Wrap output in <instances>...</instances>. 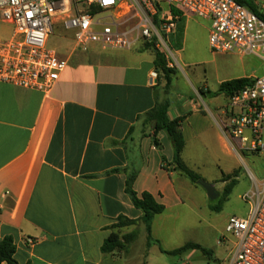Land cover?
<instances>
[{"label": "crops", "instance_id": "crops-1", "mask_svg": "<svg viewBox=\"0 0 264 264\" xmlns=\"http://www.w3.org/2000/svg\"><path fill=\"white\" fill-rule=\"evenodd\" d=\"M73 48L58 50L69 67L50 95L0 83V240L14 239L19 264H152L154 243L147 237L135 253L138 239L125 252L104 254L101 248L112 233L145 230L143 213L126 193L127 174L106 172L132 165L135 191L149 192L165 206L152 237L183 205L187 177L171 165L174 150L164 132L156 146L154 124L137 127L128 153L109 143L123 141L137 117L154 108L155 54L144 45L130 51ZM201 89L212 102L210 89ZM215 111L204 98L171 104L170 117L184 118L182 159L190 169L189 146L207 145L215 123L221 129ZM121 217L137 223L113 229ZM157 240L165 251L188 244L167 248Z\"/></svg>", "mask_w": 264, "mask_h": 264}, {"label": "built area", "instance_id": "built-area-1", "mask_svg": "<svg viewBox=\"0 0 264 264\" xmlns=\"http://www.w3.org/2000/svg\"><path fill=\"white\" fill-rule=\"evenodd\" d=\"M171 7L210 23L214 52L264 62V0H0V19L14 28L10 39H0V83L50 95L69 67L49 45L56 31L62 38L70 33L77 51L150 44L163 48L168 60L173 54L167 43L177 28ZM168 67L175 65L168 60ZM222 116L221 131L235 154L264 165V75L229 97ZM248 172L253 187L242 197L248 215L232 216L226 225L235 239L229 264H264V172L260 179ZM226 241L222 236L219 243Z\"/></svg>", "mask_w": 264, "mask_h": 264}, {"label": "rangeland", "instance_id": "rangeland-1", "mask_svg": "<svg viewBox=\"0 0 264 264\" xmlns=\"http://www.w3.org/2000/svg\"><path fill=\"white\" fill-rule=\"evenodd\" d=\"M183 18L184 28L181 40L177 39L179 32L176 28L167 43L173 54L168 60L175 65L173 69L176 72L172 76V87L168 97L174 106H180L190 100L201 101L204 98L209 107L217 108L215 117L222 122V112L228 103V98L220 94L213 97L210 102V99L200 94L201 88L205 87L214 93L225 81L262 76L264 75V62L255 55L214 52L209 45L210 23L188 13ZM13 31L12 26L3 23L0 19V39H10ZM61 34L60 31H56V36L50 40L49 45L64 52L67 47H72L73 40L70 33H66L67 41L62 40ZM159 51L162 53L163 48ZM164 83L165 81L162 82V94ZM185 157L191 169L199 174L202 180L216 188L219 197L211 200L202 186L193 184L185 178L187 185L185 188L181 187L183 205L178 209H173L172 213L176 216L168 219L166 223L160 222L155 227L153 237L155 240L162 241L167 248L193 242L212 252L208 256L201 250H190L180 259L179 256L160 253L158 244L154 243L150 254L151 263L229 264L235 239L226 233L227 222L232 216L244 218L248 215L249 206L242 199L243 195L253 187L248 170L260 179L264 172V165L261 160L248 156H242L241 160L227 143L216 123L215 130L210 133L207 140V145L200 143L197 146L196 144L190 145ZM227 174H230L231 180L236 181V185L222 209L217 211L213 207L220 203L226 185L222 182V178ZM168 229H170L169 233ZM222 236L227 239L223 245L219 243ZM146 237V231L141 229L138 240L134 244V253L142 243L146 242Z\"/></svg>", "mask_w": 264, "mask_h": 264}, {"label": "trees", "instance_id": "trees-1", "mask_svg": "<svg viewBox=\"0 0 264 264\" xmlns=\"http://www.w3.org/2000/svg\"><path fill=\"white\" fill-rule=\"evenodd\" d=\"M171 12L174 15L177 21V29L179 32V36L177 39L181 40L182 30L184 28V16L183 13L171 7ZM173 40V39H172ZM146 49L153 50L155 54V69L158 76V83L154 87L155 92V106L150 111L139 115L137 117V125L131 127L127 137L123 141H111L110 145L113 146H123L128 153V145L134 140V133L137 127L145 128L150 123L154 124V134L153 142L156 146H159V138L158 134L160 132H164L168 139L170 140L173 150H174V158L171 163L172 166H175L174 169L179 171L182 175L187 177L193 184H197V182L202 179V177L197 174L195 171L190 169L182 159V153L185 149L186 142L182 131V122L184 120L183 117H178L172 119L169 115L171 100L169 99V92L172 87V76L175 75V70L173 68L168 67V60L166 56L161 53L154 45L145 44ZM165 80L164 84V92L162 94L161 87L162 82ZM251 82V78H237L229 81H225L220 85V88L217 92L211 93L212 97H216L220 94L225 95L227 98L231 97L237 91L249 85ZM200 94L205 97V92L201 89ZM163 162L166 163L167 160L164 158ZM124 172L127 174L126 180V193L130 197L135 208L140 210L143 215L140 219V222L144 225L147 239L149 243H156L160 247L161 252L178 256L182 255L189 250H201L203 254L210 256L212 251H208L204 249L202 246L195 243H188L176 250L173 251H165L162 249L160 242L155 240L152 237V224L157 215H160L165 212V206L159 204L154 196L149 192H144L139 195L135 189L134 184L138 177V171L130 165L125 169H113L111 171L106 172L104 175H111L115 173ZM222 182L226 185L223 189L220 203L213 207L214 210H221L224 202H226L233 191L234 186L236 185L235 180H231L230 176H223ZM137 221L129 220L125 217H121L117 224L113 225L114 228H121L125 226L135 225ZM138 239V234L133 233L129 235H124L120 237L117 233H112L107 240H105L101 250L104 254H111L116 251L125 252L128 250L136 240ZM17 253V246L14 242V239L11 236L5 237L3 240H0V264H19L15 255Z\"/></svg>", "mask_w": 264, "mask_h": 264}, {"label": "water", "instance_id": "water-1", "mask_svg": "<svg viewBox=\"0 0 264 264\" xmlns=\"http://www.w3.org/2000/svg\"><path fill=\"white\" fill-rule=\"evenodd\" d=\"M198 185L202 186L208 197L211 199V200H214L216 198L219 197V192L216 190V188L212 185V184H209L207 182H205L204 180L200 179L198 182H197Z\"/></svg>", "mask_w": 264, "mask_h": 264}]
</instances>
